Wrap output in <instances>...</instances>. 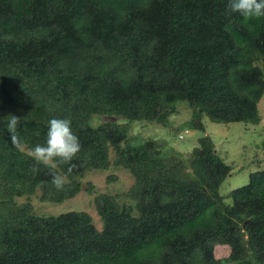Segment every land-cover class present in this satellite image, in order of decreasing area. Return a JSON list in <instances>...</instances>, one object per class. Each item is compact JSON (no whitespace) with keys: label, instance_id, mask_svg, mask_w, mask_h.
I'll return each mask as SVG.
<instances>
[{"label":"trees","instance_id":"obj_1","mask_svg":"<svg viewBox=\"0 0 264 264\" xmlns=\"http://www.w3.org/2000/svg\"><path fill=\"white\" fill-rule=\"evenodd\" d=\"M227 3L0 0V264H264V168L220 194L231 167L203 124L260 121L264 18ZM179 106L189 117L172 128ZM9 115L21 118L20 146ZM53 118L70 119L81 144L72 171L56 169L62 190L27 154ZM133 122L180 138L189 128L196 143L183 156L165 138L132 134ZM110 166L132 181L122 194L94 193L100 229L84 211L41 215L18 201L37 190L60 203L86 171ZM216 245L228 246L223 259Z\"/></svg>","mask_w":264,"mask_h":264},{"label":"rangeland","instance_id":"obj_2","mask_svg":"<svg viewBox=\"0 0 264 264\" xmlns=\"http://www.w3.org/2000/svg\"><path fill=\"white\" fill-rule=\"evenodd\" d=\"M260 121L256 125L242 122L215 123L207 118L203 119L205 133L210 135L214 151L222 160L230 165V173L223 179L219 186V193H228L231 189L239 187L247 182V176L256 168H264V92L257 103ZM189 117V109L179 106L177 113L170 115L172 128L185 121ZM101 118L94 119L98 123ZM187 129V135L179 137L180 132L173 136L172 131L150 125L143 122H133L131 133L142 137H162L167 140V147L171 145L186 156L192 145L196 143L197 132ZM173 130V129H172ZM22 148V147H21ZM112 156V151H109ZM130 174L121 167L110 166L106 170L86 171L81 179V190L72 198L60 203L41 202L36 190L30 196L21 197L19 202H29L32 211L36 214H58L67 211H84L89 214L96 229H100V220L96 214L93 195L105 192L110 194H122L130 185ZM87 183L91 185L90 191L86 190ZM227 245L214 246V256L223 259L228 254Z\"/></svg>","mask_w":264,"mask_h":264},{"label":"clouds","instance_id":"obj_3","mask_svg":"<svg viewBox=\"0 0 264 264\" xmlns=\"http://www.w3.org/2000/svg\"><path fill=\"white\" fill-rule=\"evenodd\" d=\"M227 8L230 13H238L246 20L264 18V0H228ZM20 122L21 118L15 115L3 118V124L10 133L11 143L14 146L22 144L17 131ZM80 150L81 144L78 136L72 131L70 119H50L45 143L35 145L27 153L34 160L31 171L37 173L40 165L47 167L50 169L52 186L57 190H62L68 183V177L57 172L56 169L61 164H67L70 173L74 167L71 161Z\"/></svg>","mask_w":264,"mask_h":264}]
</instances>
